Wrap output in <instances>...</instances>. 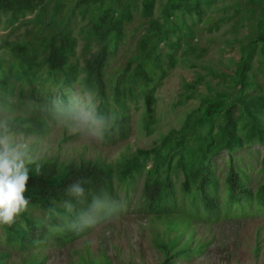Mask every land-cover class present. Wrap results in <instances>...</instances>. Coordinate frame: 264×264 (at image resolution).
<instances>
[{
	"label": "trees",
	"instance_id": "1",
	"mask_svg": "<svg viewBox=\"0 0 264 264\" xmlns=\"http://www.w3.org/2000/svg\"><path fill=\"white\" fill-rule=\"evenodd\" d=\"M214 1L166 0L154 17L155 0H141L140 9L138 0H0V99L11 97L18 111L31 113L27 127L35 139L52 130L40 118L42 109L76 86L95 93L99 110L116 116L105 141L128 136L132 105L142 107L138 123L151 130L156 90L178 58L208 51L195 38ZM220 9L228 14L199 28L211 33L228 20L231 31L246 29L231 44L226 40L238 52L237 59L228 58L227 71L208 67L221 87L202 74L185 82L186 93L174 103L183 108L178 125L115 163L84 156L38 159L40 174L33 165L24 193L28 211L11 226L0 224V264L8 263L10 248L23 254L16 264H38L40 248L50 241L86 234L90 229H67L75 212L61 206L71 201L76 209L86 207L91 194L102 191L121 203L138 191V210L152 224L164 225L154 237L160 264H177L204 249L207 242L197 237L194 220L209 223L264 209V0H229ZM134 11L139 26L128 35ZM123 44L130 45L129 53L108 84L106 67ZM161 45L169 50L159 51ZM70 136L64 130L58 142ZM77 181L85 190L83 204L67 193Z\"/></svg>",
	"mask_w": 264,
	"mask_h": 264
},
{
	"label": "rangeland",
	"instance_id": "2",
	"mask_svg": "<svg viewBox=\"0 0 264 264\" xmlns=\"http://www.w3.org/2000/svg\"><path fill=\"white\" fill-rule=\"evenodd\" d=\"M165 2L166 0H155L154 17L161 14ZM228 2L229 0L214 1L197 25L195 41L199 46L208 45L207 53L200 58H178L175 68L157 88L155 103L157 122L151 130L142 128L138 123L142 107L138 105L139 107L135 109L132 105L129 113L130 133L125 139L118 142L108 140L103 143H85L78 136L68 133L72 136L59 143L58 138L62 131L51 130L40 139L30 135L33 138L32 144L37 158L57 157L59 160H64L84 156L99 158L106 163H115L136 148H149L154 142L159 141L160 134L165 133L172 126H177L178 118L182 116L183 108L174 106V103L186 93L184 83L193 82L199 74H202L214 87H221L218 79L208 72V67L227 71L224 66L228 64V58L238 57L236 48L231 49V46L226 44V40H230L231 44L233 36L246 33L245 28L233 32L230 29L231 22L223 20L220 27L212 29L211 33L205 28L200 29L206 27L210 19H219L227 15L228 13L220 8ZM138 4L140 9L141 0H138ZM139 21V12L134 11V18L127 26L128 35L139 26ZM208 37L212 40L208 41ZM110 42H114L113 37H110ZM222 47L227 49L224 53L220 51ZM129 48L128 44L121 45L117 56L109 61L105 71L108 84L114 83L117 65L129 53ZM168 50L164 45L159 48V51L163 52ZM77 90L81 91L78 86L73 91ZM246 161L243 159V162ZM137 200L138 191H134L122 202L123 207L118 213L90 229L86 234L61 244L50 241L40 248L43 259L38 264H88L89 261L104 264L103 256L108 260L107 264H160L162 255L154 245V237L156 231L162 229L164 225L152 224L148 215L138 210ZM193 228L197 237L205 240L207 244L199 253L178 258L177 264H264V209H253L251 214L244 216L221 217L209 223L196 219ZM256 247L258 250H255ZM20 255L23 254L18 249L10 248L7 264H16Z\"/></svg>",
	"mask_w": 264,
	"mask_h": 264
},
{
	"label": "clouds",
	"instance_id": "3",
	"mask_svg": "<svg viewBox=\"0 0 264 264\" xmlns=\"http://www.w3.org/2000/svg\"><path fill=\"white\" fill-rule=\"evenodd\" d=\"M13 105L11 97L0 99V224L8 226L28 211L30 202L24 193L32 166H35L36 175L41 171L33 138L29 134L30 128L27 127L33 117L30 112L18 111ZM40 118L53 131L66 130L85 143H103L116 128V116L99 110L95 93L90 90L54 96L50 104L42 109ZM67 193L77 202L84 203L85 190L80 181L70 185ZM61 207L69 214L75 212L74 218L66 223L67 229L81 232L102 224L118 213L123 205L102 191L91 194V201L86 207L76 209L71 201H64Z\"/></svg>",
	"mask_w": 264,
	"mask_h": 264
}]
</instances>
